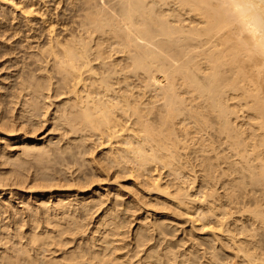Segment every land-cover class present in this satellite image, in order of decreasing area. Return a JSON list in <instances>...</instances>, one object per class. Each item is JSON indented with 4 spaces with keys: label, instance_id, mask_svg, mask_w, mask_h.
Returning a JSON list of instances; mask_svg holds the SVG:
<instances>
[{
    "label": "bare ground",
    "instance_id": "1",
    "mask_svg": "<svg viewBox=\"0 0 264 264\" xmlns=\"http://www.w3.org/2000/svg\"><path fill=\"white\" fill-rule=\"evenodd\" d=\"M45 4L0 0L45 27L0 87V264H219L198 245L181 252L183 239L158 247L177 226L169 214L125 213L164 205L223 235L224 205L206 198L215 190L200 199L185 185V149L202 154L207 184L226 165L235 184L264 188V0H58L55 24ZM253 214L264 229V211Z\"/></svg>",
    "mask_w": 264,
    "mask_h": 264
},
{
    "label": "rangeland",
    "instance_id": "2",
    "mask_svg": "<svg viewBox=\"0 0 264 264\" xmlns=\"http://www.w3.org/2000/svg\"><path fill=\"white\" fill-rule=\"evenodd\" d=\"M57 2H58V0H46V4L44 7L46 9L47 17L51 18L49 21L51 23H54V24L57 21H58L57 23H61L60 19H58L60 17L57 16V14H60L59 16H61V8L60 7L55 8ZM62 23H63V21H62ZM44 28L45 27L40 25L39 23L33 24L31 27H29V26L27 27V26L23 25L22 23H20V18H19V15L16 11L12 10V8L8 5H0V54H7L5 57L0 58V68H1L0 69V79H1L0 80V87L1 86L2 87L8 86L9 83L11 84V82L14 79L13 77L17 76L16 73H18V72H16V71H19L18 69H20V71H22L21 70L22 68H23V70L26 69L25 67L27 66V64H26L27 62L25 61L26 60L25 58H27L28 54H34L36 49H37V46L42 44V41L40 39V35H41L40 31H43ZM5 60H7V62ZM4 61H5V63H4ZM25 64H26V66H25ZM7 66H9V67H7ZM3 67H4V69H3ZM11 75L13 77H11ZM6 77L7 78L9 77V78L7 79ZM2 79H4V80H2ZM1 90H0V93H1L0 95L5 93L3 88H1ZM0 100H1V96H0ZM0 103H2V102H0ZM0 105L3 106V104H0ZM1 106H0V108L4 107V106L3 107H1ZM46 130L47 129L43 128L39 134H41V135L44 134V136H47L49 132H46ZM44 132H46L47 134ZM39 137H41V136H39ZM54 141L56 142V140H54ZM185 150H186V152H185ZM185 150L183 152H185L188 155H190V154L191 155L186 156L185 153L181 152V154L183 155L182 158L184 159V162H186L185 163L186 165L185 164L184 165H185V167L187 166L185 168L186 170L183 169V171L185 170L184 175L186 177L188 175V179H192L194 177L192 180L193 182L191 181L192 184L190 183V180H189V182L186 181L185 185L187 184L188 186H190V188L192 186V189H191L192 192L191 193L194 195H196V193L200 194V196H199L200 199H201V196H202V198L204 197L203 196L204 192L209 193V191L211 189H212V191H213V189L215 190V192L213 191L214 194L216 193L214 195L215 198L205 196L210 202L207 201V199H206L207 202L204 201V203L206 202V204H207L209 202V204H210L212 201H214L213 203H216V204L217 203H219V204L223 203V205H224L223 210H225V213H226V216H225L226 219L224 221V228H223L225 230V232L223 233V235H218V237L216 238V241H213L210 236L205 235V234H199L202 232L200 230H198L197 226H195V230H193L194 227H191L192 225L188 221V218L186 215H178V216L175 215L174 216L175 212L173 211L174 212L173 213L170 208H169L170 211L168 210V208H167V210H166V208H164V209L162 208V207H164V205L163 206L161 205L162 207H160L161 208V211H160V208L158 210L157 206L155 207L157 210L155 208L152 209V207H153L152 205H151V208L149 207L150 205H148L147 208H144V205L140 202L141 205L139 203V207L141 208V210L138 211L139 213L137 211H136L137 213L135 212V210L137 208L134 207V211H133V208H131L133 211L132 214H131L132 211H130L129 213L128 212L125 213L126 217H129V219H130L131 218L130 216H132V218L135 217L134 219H136L139 215H141L143 213L144 209L149 210V212H151V213H152V211H154V212H158V213L169 214V217L171 219L173 217V219L175 220V223H177V226H175V228H172V230H173V231L171 230L172 234L167 235L166 237H164V239L161 240V244L160 243L158 244L159 245L158 247H160V248H162L165 245V243H167V241L171 242L172 244H174L176 241L175 245L176 244L178 245L179 244L178 240L183 239L184 241L180 242V244L178 245V248L180 247L181 243L183 245V246H181L182 248L180 247L181 249L179 248L180 250H182L181 252H183L184 249H188L187 246L189 247L190 245H194V246L198 245L196 247L198 248V250L200 252L202 250L206 249L207 253H206V255H204L205 257L206 256L208 257L211 254H213V255L216 254L217 256H215V257L218 259L217 262H219V264H245V262L243 261L244 259L241 256V255H243L244 252L242 253L241 251L240 252L237 251V248L240 247L239 249L243 248V249H246V251H248V253L251 252L253 254L254 260L256 259L255 258L256 255H257V258L263 259L262 264H264V229L260 228V226L257 225L256 221H254L256 216H253V215H256L253 213L259 209L264 211V190H263L264 188H261V186H258V187L254 186L253 187L252 186L253 184L251 185L250 181L246 182V180H248L246 178H244L245 181L243 180L244 181L242 183L243 185L242 184H235L236 181L235 182L233 181V179H236V177H234L235 174L234 175L231 174V176H229V174H226L227 170L225 169L226 168L225 164H224L225 166L221 164V166H224L225 168L220 167V165H219V167L216 168V170H215L216 172L214 171L216 175H213V177L214 176L215 177H214V179H212L210 181V183L212 182L211 185H210V183L207 184V183L203 182V180L200 177V176H202V175H200L202 173V171H201V173H199L200 171L198 172V170H200V167L196 166V164L197 165L200 164L198 161H201V159L199 157H203L202 154L200 153L201 154V156H200L198 154L199 152L196 153L192 149L191 150L188 149V151H187V149H185ZM224 152L226 153V151H224ZM224 152H222V154ZM194 155L199 158L198 159L195 157L196 158V159L194 158L195 162L191 161V160H194L193 159ZM183 159H181L182 164L184 163L182 161ZM187 160H190V161L187 162ZM64 163H63V165L60 164L61 166L58 164L60 168L58 167V165L56 166V164H55V166H56L55 169L57 170V167H58L59 168L58 170H63L62 168H64V170L67 171L65 169V168H67L68 169L67 173L72 174L73 172L75 173V171H73V170H75L76 168L79 167V166L76 167L77 165L70 163L71 165L73 164V167H72L73 169H72L70 167L71 165L69 163L66 164V165L69 164L68 165L69 167L64 165ZM187 163L189 165H187ZM64 166H66V167H64ZM69 168H71L70 171L72 173H70ZM222 168L224 170H222ZM32 169L30 170V173H32V171H33ZM162 169L163 168L160 169V171H162V172H160V171L159 172H160L162 178L164 177L163 181L170 180V178L171 179L174 178V177H171L172 175H170V177L168 176L169 172L166 171V170H168L167 168H165L163 170ZM225 170H226V173L225 172L224 173L227 176L224 175V173H223V171H225ZM162 173L165 175H163ZM166 176H168V178ZM229 181H231V182H229ZM245 182H246V184H245ZM124 184L127 185L128 183L124 182ZM210 187H211V189H210ZM224 191L225 192H229V191L232 192L231 202H229L225 199L226 195L223 194V193H225ZM201 193H202V195H201ZM196 198H198V195H196ZM123 199L126 200V197H124ZM216 199L218 201H216ZM15 202H18V201L16 200ZM198 202L194 203V207L196 208L195 211H197V208H200L201 203L198 204ZM194 207H193V209H195ZM122 208L123 207H121V209L120 208L119 209L122 210ZM150 209H152V210H150ZM193 209H191L192 212H193ZM170 213H171V215H170ZM127 214H129V215H127ZM90 217H92V218H90ZM90 217L84 221L85 224H87V222H88L87 225L90 224L87 227V231H86L85 235H87V233L92 230L91 227H93L94 222H96V220H97V218H95L94 215H92ZM1 219H4L3 216L0 217V220ZM94 219H96V220H94ZM6 222H9V221H6L4 219V223H6ZM4 223H3V220H1L0 226L5 225ZM134 224H135V221L133 222L132 225H134ZM132 225H130V227L128 226L129 228H127V227H125L126 229L124 228V231L127 232V235H125L126 239H124L126 242H129L128 239L130 240V238L133 237V233L136 229V227H133ZM174 229L177 231L176 233H174ZM190 229H191V231H190ZM188 231H190V232H188ZM128 236H130V237H128ZM164 241H166V242H164ZM152 242H154V240H152ZM155 243H157V242L155 241ZM203 243H204V245H202ZM232 245H233V247H232ZM206 246H208V247L210 246L211 248L207 249ZM179 249H177V250H179ZM200 249H202V250H200ZM181 252L177 251V253H181ZM205 259L201 257V259L199 261L204 262ZM257 260H259V259H257ZM255 262L257 263L258 261L255 260ZM260 262H261V260H260ZM257 264H259V262Z\"/></svg>",
    "mask_w": 264,
    "mask_h": 264
}]
</instances>
